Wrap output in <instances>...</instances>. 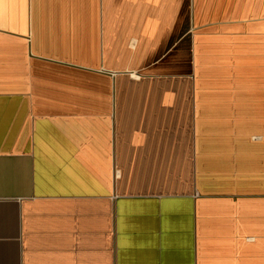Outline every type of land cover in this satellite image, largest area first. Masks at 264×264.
Wrapping results in <instances>:
<instances>
[{
	"label": "crops",
	"instance_id": "1",
	"mask_svg": "<svg viewBox=\"0 0 264 264\" xmlns=\"http://www.w3.org/2000/svg\"><path fill=\"white\" fill-rule=\"evenodd\" d=\"M0 264H264V0H0Z\"/></svg>",
	"mask_w": 264,
	"mask_h": 264
}]
</instances>
